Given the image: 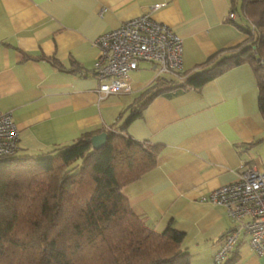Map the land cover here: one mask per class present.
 I'll return each mask as SVG.
<instances>
[{
	"label": "crops",
	"instance_id": "0c3cea01",
	"mask_svg": "<svg viewBox=\"0 0 264 264\" xmlns=\"http://www.w3.org/2000/svg\"><path fill=\"white\" fill-rule=\"evenodd\" d=\"M230 11V0H0V111L15 123L16 153H45L110 128L158 145L155 166L124 186L128 204L155 231L171 223L181 232L190 264H213L235 224L222 205L201 197L234 181L243 164L264 171L252 65H234L198 89L158 93L129 117L153 82L178 84L245 43L246 20ZM144 12L182 39V70L159 73L141 61L129 91L99 97L94 40ZM220 264H264V253L255 254L242 232Z\"/></svg>",
	"mask_w": 264,
	"mask_h": 264
},
{
	"label": "trees",
	"instance_id": "16d2710c",
	"mask_svg": "<svg viewBox=\"0 0 264 264\" xmlns=\"http://www.w3.org/2000/svg\"><path fill=\"white\" fill-rule=\"evenodd\" d=\"M230 9L246 20L245 43L207 60L178 84L153 82L129 119L158 93L198 89L245 62L256 74L264 117V0H230ZM100 132H106L100 148L90 141L98 132L89 130L45 153L0 155V264H190L182 233L171 223L155 231L133 213L123 193L155 166L158 145L118 129Z\"/></svg>",
	"mask_w": 264,
	"mask_h": 264
},
{
	"label": "built area",
	"instance_id": "2783aa9c",
	"mask_svg": "<svg viewBox=\"0 0 264 264\" xmlns=\"http://www.w3.org/2000/svg\"><path fill=\"white\" fill-rule=\"evenodd\" d=\"M161 5L154 4L151 8ZM228 16L233 19L235 12L230 11ZM94 45L98 50L95 74L99 97L129 91L130 72L137 70L141 61L149 62L159 73L182 70V39L148 12L101 33ZM260 64L264 68V61ZM17 137L12 117L0 111V155L16 151ZM201 200L222 205L235 224L221 236L213 264L229 257L242 232L255 254L264 253V171L243 164L234 181L203 195Z\"/></svg>",
	"mask_w": 264,
	"mask_h": 264
},
{
	"label": "water",
	"instance_id": "95a60500",
	"mask_svg": "<svg viewBox=\"0 0 264 264\" xmlns=\"http://www.w3.org/2000/svg\"><path fill=\"white\" fill-rule=\"evenodd\" d=\"M105 140L106 132H100L90 138L91 144L94 148H100L105 143Z\"/></svg>",
	"mask_w": 264,
	"mask_h": 264
},
{
	"label": "rangeland",
	"instance_id": "374dc122",
	"mask_svg": "<svg viewBox=\"0 0 264 264\" xmlns=\"http://www.w3.org/2000/svg\"><path fill=\"white\" fill-rule=\"evenodd\" d=\"M239 20H243L242 18H239ZM165 74V72H163ZM167 74V73H166Z\"/></svg>",
	"mask_w": 264,
	"mask_h": 264
}]
</instances>
